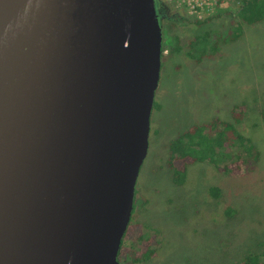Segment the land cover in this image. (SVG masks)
<instances>
[{"label": "water", "instance_id": "obj_1", "mask_svg": "<svg viewBox=\"0 0 264 264\" xmlns=\"http://www.w3.org/2000/svg\"><path fill=\"white\" fill-rule=\"evenodd\" d=\"M160 45L154 0H0V264H118Z\"/></svg>", "mask_w": 264, "mask_h": 264}, {"label": "rangeland", "instance_id": "obj_2", "mask_svg": "<svg viewBox=\"0 0 264 264\" xmlns=\"http://www.w3.org/2000/svg\"><path fill=\"white\" fill-rule=\"evenodd\" d=\"M159 12L164 13L161 28L183 41L205 27L221 30L229 23L222 16L195 27L185 9L170 0H159ZM241 27L236 40L199 62L181 50L160 66L154 94L159 107L151 111L130 217L144 235L154 237L156 253L135 264H238L256 253L264 261V123L253 132L261 151L254 170L233 176L198 162L188 167L185 183L175 185L166 166L168 142L190 124L229 117L240 103L255 111L264 100V22ZM214 185L216 197L209 192Z\"/></svg>", "mask_w": 264, "mask_h": 264}, {"label": "trees", "instance_id": "obj_3", "mask_svg": "<svg viewBox=\"0 0 264 264\" xmlns=\"http://www.w3.org/2000/svg\"><path fill=\"white\" fill-rule=\"evenodd\" d=\"M167 8V16H171L173 12ZM162 14L157 13L161 30L160 66L181 50L194 62H199L212 52H217L220 44L236 40L242 24L264 22V0H240L237 7L219 9L214 15L191 20L195 27L222 16L229 18V23L221 30L205 27L193 32L184 41L176 34L170 35L167 28H161ZM157 107L154 101L152 109ZM261 123H264V100L255 111L248 110L245 103H240L230 109L229 117L215 115L206 121L190 124L168 142L166 166L172 182L175 185L185 183L188 167L198 162H208L233 176L254 170L261 158V151L253 143V132ZM209 192L218 196L219 186H211ZM142 232L139 223L134 224L129 220L117 252L118 263L135 264L155 255L154 237ZM125 240L129 241V245L124 244ZM262 257L258 253L248 254L238 264H264Z\"/></svg>", "mask_w": 264, "mask_h": 264}, {"label": "built area", "instance_id": "obj_4", "mask_svg": "<svg viewBox=\"0 0 264 264\" xmlns=\"http://www.w3.org/2000/svg\"><path fill=\"white\" fill-rule=\"evenodd\" d=\"M178 9L183 8L193 19L214 15L219 9L227 8L232 0H170ZM234 1V0H233Z\"/></svg>", "mask_w": 264, "mask_h": 264}, {"label": "flooded vegetation", "instance_id": "obj_5", "mask_svg": "<svg viewBox=\"0 0 264 264\" xmlns=\"http://www.w3.org/2000/svg\"><path fill=\"white\" fill-rule=\"evenodd\" d=\"M154 4H155V10H158V15H159V0H154Z\"/></svg>", "mask_w": 264, "mask_h": 264}]
</instances>
